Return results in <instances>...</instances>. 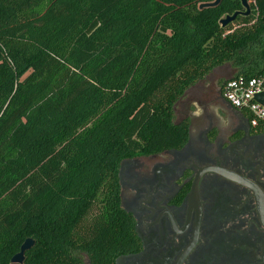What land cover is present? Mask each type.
Wrapping results in <instances>:
<instances>
[{
    "label": "trees",
    "instance_id": "16d2710c",
    "mask_svg": "<svg viewBox=\"0 0 264 264\" xmlns=\"http://www.w3.org/2000/svg\"><path fill=\"white\" fill-rule=\"evenodd\" d=\"M0 0V264H113L135 246L117 167L180 147L186 90L264 73V0ZM228 79V78H227ZM227 79H222L226 81Z\"/></svg>",
    "mask_w": 264,
    "mask_h": 264
},
{
    "label": "flooded vegetation",
    "instance_id": "af4514ba",
    "mask_svg": "<svg viewBox=\"0 0 264 264\" xmlns=\"http://www.w3.org/2000/svg\"><path fill=\"white\" fill-rule=\"evenodd\" d=\"M223 83L183 98L180 147L119 161L135 246L113 264H264V128L224 100Z\"/></svg>",
    "mask_w": 264,
    "mask_h": 264
},
{
    "label": "built area",
    "instance_id": "2783aa9c",
    "mask_svg": "<svg viewBox=\"0 0 264 264\" xmlns=\"http://www.w3.org/2000/svg\"><path fill=\"white\" fill-rule=\"evenodd\" d=\"M260 92H263L262 102L254 100V95ZM221 93L232 108L248 117L251 125L264 128V73L228 78L222 85Z\"/></svg>",
    "mask_w": 264,
    "mask_h": 264
},
{
    "label": "water",
    "instance_id": "95a60500",
    "mask_svg": "<svg viewBox=\"0 0 264 264\" xmlns=\"http://www.w3.org/2000/svg\"><path fill=\"white\" fill-rule=\"evenodd\" d=\"M219 0H212L209 3H203L200 4V6L202 5H215L218 3ZM241 7L243 8V10H237L234 11L232 14H226L225 16H223L220 20H219V24L221 26H224L227 23L232 22L235 17L239 14L241 15H247L250 11L249 8V4L247 0H239ZM254 100L258 101V102H262L263 100V92L257 93L254 95ZM33 239L30 237H26L21 244L19 245V249L18 251L13 254L10 258V264H21V262L23 261L24 258V251L29 249L32 245H33Z\"/></svg>",
    "mask_w": 264,
    "mask_h": 264
},
{
    "label": "rangeland",
    "instance_id": "374dc122",
    "mask_svg": "<svg viewBox=\"0 0 264 264\" xmlns=\"http://www.w3.org/2000/svg\"><path fill=\"white\" fill-rule=\"evenodd\" d=\"M249 4V0H248ZM232 75V69L228 63H225L223 65L217 66L213 68L209 73L205 74L200 80L196 81L192 86H190L185 93V97L191 96L199 87L200 85L206 84L207 82H210V79H215V77H220V79H227ZM182 99L178 104L175 106L174 110V121H178L182 118V114L180 113L182 108ZM194 105H196L194 103ZM191 109H193V106H191Z\"/></svg>",
    "mask_w": 264,
    "mask_h": 264
}]
</instances>
